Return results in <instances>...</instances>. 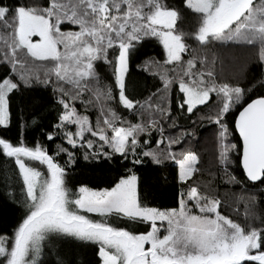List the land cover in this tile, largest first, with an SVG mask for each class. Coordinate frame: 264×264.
Returning a JSON list of instances; mask_svg holds the SVG:
<instances>
[{"label":"snow or ice","instance_id":"obj_1","mask_svg":"<svg viewBox=\"0 0 264 264\" xmlns=\"http://www.w3.org/2000/svg\"><path fill=\"white\" fill-rule=\"evenodd\" d=\"M184 7L198 18L192 33L177 28L181 14L168 0H34L17 5L0 0V64L11 65L17 77L0 79V126L9 125L10 94L19 91L21 84L53 85L62 111L57 127L69 129L63 135L72 149L86 150L82 159L111 160L119 154L133 165L142 164L144 157L156 164L172 160L178 165V181L186 186L178 193L177 206L166 210L142 202L139 178L132 169L110 188L82 186L74 192L65 179L66 166L76 162L74 152L58 145L49 154L39 144L30 147L21 141L14 145L0 138V153L14 158L22 176L28 209L11 238L0 236V264H38L44 242L53 235L98 245L102 264H264V219L247 207L257 203L256 196L239 197L246 205L245 223L233 220L221 211L219 197L188 183L200 172L195 153L177 157L171 151L153 150L150 140L141 139L144 133L150 135V129L159 131L157 144L170 149L181 142L179 137L165 140L157 120L127 122L107 103L114 97L103 84L98 65L112 68L119 102L134 109L136 104L125 94L129 53L134 42L155 37L167 52L166 63L175 62L179 69L173 80L164 77L165 89L179 80L183 98L178 107L192 114L210 101L216 104L215 115L200 119L207 118L220 128L225 182L242 184L229 170L232 156L239 155L246 179L264 183V96L245 104L251 89L218 84L211 70L194 71L195 50L190 51L186 43L191 36L205 47L213 43L255 46L264 67V0H185ZM182 53L192 58L185 61ZM36 68L43 71V80ZM77 102L85 112L78 111ZM96 102L100 107L93 119L86 114L87 105ZM238 107L234 127L241 139L239 147L229 141L225 119ZM156 110L170 115L159 105ZM71 126L76 130H70ZM47 139L55 137L49 134ZM60 154L68 157L65 165L55 159ZM34 164L46 166L47 175ZM120 220L147 224L148 230L134 233L116 226Z\"/></svg>","mask_w":264,"mask_h":264},{"label":"trees","instance_id":"obj_2","mask_svg":"<svg viewBox=\"0 0 264 264\" xmlns=\"http://www.w3.org/2000/svg\"><path fill=\"white\" fill-rule=\"evenodd\" d=\"M2 2L6 5H17L32 3L34 0H2ZM184 2L185 0H168L169 6L178 9L181 14L177 28L185 33H192L197 29L198 18L184 7ZM134 43L135 47L129 53L125 75V94L136 104L134 109H126L119 102V88L115 83L112 68L104 64L98 65L100 75L103 77L102 81L110 83L109 87H113L112 108L119 115L124 116L127 122L135 124L139 123L137 119L143 115V108L148 102V111L152 120H157L163 128V138L167 140L179 137L181 140L179 144H174L169 149L165 144H157L161 133L150 129V135L149 133L141 135L142 140H150L149 148L171 151L177 157L180 153H195L199 158L197 167L200 172L189 180V184H198L201 191L219 197L223 202L221 211L242 224L245 223L243 213L246 205L239 200V197L254 194L257 203L255 205L249 203L247 207L264 219V183L253 184L246 179L240 166L239 155L232 156L234 164L229 170L242 184L225 182L227 178L219 156L220 128L207 118L200 119L201 116L215 115L216 104L210 101L208 106H203L192 114L179 108L178 105L183 98V94L179 91V80L165 89L163 78L156 71L159 66L166 65L167 56L163 45L155 37H146ZM186 43L191 46L190 51L196 50L199 45V42L191 36L186 37ZM221 55L227 60L226 74L230 78H222L217 70L216 58ZM183 56L186 57V54L184 53ZM204 56L211 58L209 66L218 84L227 83L251 89L244 100L245 104L259 96H264V67L258 62V49L255 46L213 43L205 47ZM196 58L194 71L205 68L198 66L200 59L198 56ZM14 73L15 70L11 65L0 64V79L11 76L16 80ZM161 94L164 100L163 106L159 104L158 99ZM58 99L59 96L54 91L53 85L41 82H32L30 86L21 84L19 91L10 94V123L8 126H0V138L14 145H18L21 141L30 147L39 144L46 148L49 154H54L58 145L74 152L76 162L74 165L66 166L65 177L66 186L74 192L82 186L96 190L110 188L118 178L128 174L127 169H132L138 175V191L144 204L162 210L177 206L178 193L184 191L186 186L178 181V165L174 161L164 160L156 164L151 158L144 157L142 164L133 165L123 160L119 154L113 156L111 160L98 157L85 161L81 158L85 149H72L67 144L63 133L69 129L57 127L62 115ZM154 105L167 108L170 115L162 116L157 110L153 114L151 109ZM239 110L238 107L235 112L225 117L229 128V141L236 143L238 147L241 144L234 121ZM49 134L55 139H47ZM104 150L109 151L107 148ZM55 159L61 165H65L68 157L60 154ZM34 166L44 171L43 166L38 164ZM27 212L25 186L18 166L15 165L14 158H8L0 153V236L11 238ZM85 214L92 219H98L95 214ZM256 223L260 222L256 221ZM116 226L134 233L148 230L147 224L130 223L126 220L117 221ZM38 264H100L98 246L91 242L62 236L61 241L44 243Z\"/></svg>","mask_w":264,"mask_h":264},{"label":"rangeland","instance_id":"obj_3","mask_svg":"<svg viewBox=\"0 0 264 264\" xmlns=\"http://www.w3.org/2000/svg\"><path fill=\"white\" fill-rule=\"evenodd\" d=\"M34 39H36V38H34ZM204 52H205V46H202V45L199 44L198 47H197V49L194 52V55L196 57L198 56L199 59H200V62L198 64V66H205V68H201L200 69L201 71H207V70L213 71L212 68L209 66V64L211 62V58L210 57H205L204 56ZM183 54L184 53H182V56H183ZM185 54H186V57L183 56V58H184L185 61H187L189 58L192 57V55H190L188 53H185ZM166 56H167V52H166ZM201 60H203V63H201ZM216 62H217V70H218L219 73H221L220 76L222 78H230L226 74V64H227V60L224 57V55H221L220 57H217L216 58ZM37 64H39V63H37ZM165 64L166 65L159 66V68L156 69V71L163 78V81H164V85L163 86L164 87H165V83H166V80L164 79V77L166 76L168 80H173V78L177 76V72H179V69H177L175 67L176 66L175 62H173V63H165ZM173 69H175V71H173ZM34 71H36L37 74L40 75L41 80L44 79L43 71L41 69L36 68V69H34ZM14 76L17 79L16 75H14ZM114 78H115V76H114ZM114 78H113V80H114ZM175 81H178V78L175 79L174 82ZM103 82H104V80H103ZM103 84L106 85L107 87L110 86V83H105L104 82ZM110 88L112 90V95H113L114 94L113 93V87H110ZM158 99L160 100L159 104L163 106L164 105L163 95L161 94ZM112 102H113V99L111 101L107 102V103H110L111 104V107H112ZM148 104L149 103L147 102L145 104L144 108H143L144 109L143 115L140 118L137 119L139 123H145V122H147V120H152V117L150 116V113L148 111ZM155 105H156V103H155ZM155 105L152 106V109H151L153 114L156 113V106ZM99 107H100V103L99 102H96L95 105H87V112H86V114H89L93 119H95L96 115L98 114ZM77 108H78V111H81L82 113L85 112V107L82 106L81 102H77ZM120 116L122 117L123 120L127 121V119L124 118V116H122V115H120ZM70 130L75 131L76 129H75L74 126H71L70 127ZM43 168H44L43 170L45 172V175H47V173H46V166H43ZM93 190H96V189H93ZM62 236L63 235H53V236H50V238L48 240H46L44 243H50V242H52L54 240L55 241H61L62 240ZM99 259H100V264H102V261H101V258L100 257H99Z\"/></svg>","mask_w":264,"mask_h":264},{"label":"water","instance_id":"obj_4","mask_svg":"<svg viewBox=\"0 0 264 264\" xmlns=\"http://www.w3.org/2000/svg\"><path fill=\"white\" fill-rule=\"evenodd\" d=\"M238 114V113H237ZM236 117H237V115H236ZM236 119V118H235ZM236 130V129H235ZM236 133H237V135H238V137H239V134H238V132H237V130H236ZM239 140H240V144H241V139H240V137H239ZM240 166H241V163H240ZM242 168V167H241ZM242 170H243V168H242ZM243 173H244V175H245V172H244V170H243ZM246 177V176H245Z\"/></svg>","mask_w":264,"mask_h":264}]
</instances>
